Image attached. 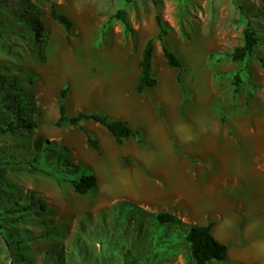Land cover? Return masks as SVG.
Returning <instances> with one entry per match:
<instances>
[{
  "label": "rangeland",
  "instance_id": "rangeland-1",
  "mask_svg": "<svg viewBox=\"0 0 264 264\" xmlns=\"http://www.w3.org/2000/svg\"><path fill=\"white\" fill-rule=\"evenodd\" d=\"M50 3L72 23L68 43L62 28L48 16ZM237 6L258 39L251 55L236 63L241 92H246L240 109L258 111L263 109L262 79L255 58L264 56V0H0V124L4 127L11 120L15 127L0 132V264H192L184 240L186 224L174 215L175 223H158L154 215L163 208L146 209L136 198L116 197L109 165L103 172L107 183L99 179L86 194L73 192L68 181L93 174L92 169L58 139L77 142L73 134L64 132L69 126H51L57 115L55 103H45L38 118L32 103L41 97L37 85L46 80L53 79L45 89L64 82L68 92L80 78L106 74L116 28L135 42L142 34L157 31L155 14L170 31L189 33L194 42L217 39L221 53L230 52L241 44L243 25L235 22ZM117 9L125 11L129 31L110 18ZM49 24L58 30L51 32ZM60 53L73 63H61ZM220 57L212 53L210 65ZM191 65L184 72L198 81V67ZM22 91L32 99L14 106L20 102L14 92ZM189 96L184 91L183 99ZM22 106H26L23 112L13 113ZM65 111L68 116L75 114L70 104ZM23 114L26 121L19 120ZM29 125L32 128H26ZM78 196H91V202H73L71 197Z\"/></svg>",
  "mask_w": 264,
  "mask_h": 264
},
{
  "label": "crops",
  "instance_id": "crops-1",
  "mask_svg": "<svg viewBox=\"0 0 264 264\" xmlns=\"http://www.w3.org/2000/svg\"><path fill=\"white\" fill-rule=\"evenodd\" d=\"M116 31L110 39L109 71L75 81L63 104H70L75 114L98 110L109 119L124 121L134 136L117 145L104 127L83 120L64 130L76 137V143L70 144L69 137L58 139L92 169L95 185L99 179L107 183L103 172L109 165L116 197L136 198L146 209L163 208L187 227L210 222V235L224 245L225 257L208 264L264 263V70H256L262 79L263 109L242 110L240 100L246 92L240 85L233 92L230 77L239 61L221 53L215 37L212 42L210 37L194 42L191 34L173 30L161 42H152L150 69L155 84L138 94L134 87L140 51L157 31L142 34L135 42L125 39L122 30ZM161 44L176 55L180 71L166 65ZM212 53L222 56L214 65H210ZM60 60L73 63L64 53ZM192 63L198 67V81L184 72ZM223 74L228 75L222 78ZM46 82L36 87L41 94L32 103L37 118L45 103L56 105L58 90L65 87L64 82H55L45 89ZM184 91L190 92L186 99ZM213 105L219 111L212 110ZM228 106L239 110L230 112ZM85 134L96 141L97 151L86 145Z\"/></svg>",
  "mask_w": 264,
  "mask_h": 264
},
{
  "label": "trees",
  "instance_id": "trees-1",
  "mask_svg": "<svg viewBox=\"0 0 264 264\" xmlns=\"http://www.w3.org/2000/svg\"><path fill=\"white\" fill-rule=\"evenodd\" d=\"M237 18L236 23L242 24L240 30L241 44L235 46L230 52L226 54L230 61H243L246 57H249L257 45L258 39L255 35V31L249 22L245 21L244 13L240 6H237ZM48 16L59 25L63 30V39L66 43L69 42L71 37V26L72 23L69 18L62 12L55 9L53 3L49 4ZM111 19L119 21L123 29L129 31L127 21L125 19V11L123 9H117L111 16ZM153 21L156 27V34L145 40L141 51L140 58L138 61L139 73L137 76L134 91L136 93H141L145 88L151 87L155 84L154 75L150 69V59L152 51V42L157 40L162 41L163 37L167 35L170 28L161 22L158 15L153 16ZM162 56L168 67H174L181 70L179 60L171 51H169L163 44L160 46ZM257 64L264 70V56H257ZM239 71H236L231 76V84L233 86V92L238 90L240 83ZM179 80V74L176 75V81ZM20 91V90H18ZM67 93V88L63 87L58 90L57 94V117L52 122V126L61 128L64 126H78L80 121L92 120L106 129V131L112 136L115 144L119 145L122 140L134 136L133 130H131L124 121L109 119L106 115L99 113H85L77 112L75 115H66L63 100ZM14 95L20 99V102L15 103L14 106L19 105L21 102L26 101V96L22 92H14ZM263 96H264V86H263ZM26 109V106H22L21 110L15 109L14 114L19 111L20 113ZM6 117L9 120L11 116L8 111L6 112ZM6 119V120H7ZM20 121H26V115L19 116ZM26 128H32V126H27ZM15 127L12 125V121L9 120L4 127L0 124V132L6 133L14 130ZM86 145L97 151L96 141L91 138L88 134H85ZM7 164V163H6ZM73 192L78 195L86 194L90 189L95 187V179L92 174L81 175L77 179H71L68 181ZM26 209V208H25ZM154 219L158 223H175L177 220L174 216L167 214L165 212H158L154 215ZM211 223L207 222L204 225H189L186 229L184 240L188 245V255L192 264H205L209 261H221L225 257V247L224 245L216 242L210 235ZM264 264V263H260Z\"/></svg>",
  "mask_w": 264,
  "mask_h": 264
},
{
  "label": "bare ground",
  "instance_id": "bare-ground-1",
  "mask_svg": "<svg viewBox=\"0 0 264 264\" xmlns=\"http://www.w3.org/2000/svg\"><path fill=\"white\" fill-rule=\"evenodd\" d=\"M71 12L72 13H74L72 10H71ZM78 22L80 21L79 20V18H75ZM49 28H50V30H51V32L52 31H55V30H58L57 28H56V26H54L53 24L52 25H50L49 24ZM51 80H53V79H49V80H47V82H46V84L48 85L49 83H52L51 82ZM74 99V98H73ZM73 101V100H72ZM78 102V101H77ZM76 105V104H75ZM186 134V133H185ZM79 154H81L80 152H78ZM101 171V170H100ZM102 172V171H101ZM101 186L102 185H99L98 186V188H101ZM91 196H82V197H71V199L73 200V202H75V203H77V204H84V203H89V202H91Z\"/></svg>",
  "mask_w": 264,
  "mask_h": 264
}]
</instances>
